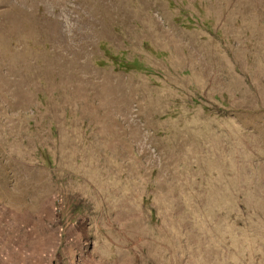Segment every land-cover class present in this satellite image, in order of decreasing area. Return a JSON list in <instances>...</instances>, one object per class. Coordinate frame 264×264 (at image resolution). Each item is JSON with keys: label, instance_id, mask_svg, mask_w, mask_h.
Instances as JSON below:
<instances>
[{"label": "rangeland", "instance_id": "374dc122", "mask_svg": "<svg viewBox=\"0 0 264 264\" xmlns=\"http://www.w3.org/2000/svg\"><path fill=\"white\" fill-rule=\"evenodd\" d=\"M0 264H264V0H0Z\"/></svg>", "mask_w": 264, "mask_h": 264}]
</instances>
